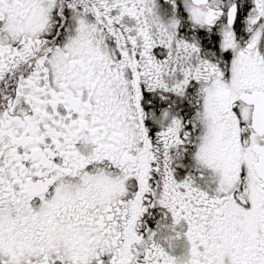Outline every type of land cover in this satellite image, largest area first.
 <instances>
[{
    "label": "snow or ice",
    "instance_id": "obj_1",
    "mask_svg": "<svg viewBox=\"0 0 264 264\" xmlns=\"http://www.w3.org/2000/svg\"><path fill=\"white\" fill-rule=\"evenodd\" d=\"M0 264H264V0H0Z\"/></svg>",
    "mask_w": 264,
    "mask_h": 264
}]
</instances>
